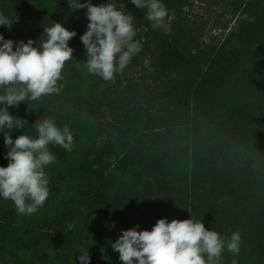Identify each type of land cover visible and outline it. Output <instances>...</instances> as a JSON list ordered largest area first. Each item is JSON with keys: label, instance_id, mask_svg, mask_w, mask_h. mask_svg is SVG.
Masks as SVG:
<instances>
[{"label": "trees", "instance_id": "trees-1", "mask_svg": "<svg viewBox=\"0 0 264 264\" xmlns=\"http://www.w3.org/2000/svg\"><path fill=\"white\" fill-rule=\"evenodd\" d=\"M90 2L132 15L142 47L114 80L92 75L86 90L78 56L86 18L66 0H0V13L15 19L0 34L14 42L43 39L53 21L76 32L59 92L8 109L27 121L13 139L34 137L31 124L46 117L67 125L73 144L49 146V195L34 214L0 199V264L42 263L50 254L79 264L85 250L88 264H122L111 247L121 229L190 215L218 234L239 230L237 264H264V0H212L221 12L207 20L188 12L186 0H162L166 34L130 0ZM6 151L0 133V166ZM188 154L189 174L168 169ZM232 258L222 251L219 264Z\"/></svg>", "mask_w": 264, "mask_h": 264}, {"label": "clouds", "instance_id": "clouds-1", "mask_svg": "<svg viewBox=\"0 0 264 264\" xmlns=\"http://www.w3.org/2000/svg\"><path fill=\"white\" fill-rule=\"evenodd\" d=\"M69 11L85 9L86 29L79 39L85 51V70L104 81L114 80L142 47L133 39L132 15L111 2L92 4L90 0H66ZM143 10L150 27L165 34L169 31L168 11L162 0H130ZM15 19L0 13V25L10 28ZM43 39L13 41L0 34V133L7 149V164L0 166V199L10 200L21 215L34 214L49 195L45 167L55 160L49 146L71 151L73 135L67 125L58 127L48 118L31 124L36 135L22 131L14 139L10 133L23 129L27 121L9 112V106L42 95L59 92L62 69L72 58L68 45L76 35L61 22L43 26ZM40 38V37H39ZM15 43V47H13ZM133 225L121 229L111 241L122 264H219L222 251L232 254L231 264H237L241 234L234 230L227 236L206 228L200 219L158 218L150 229ZM87 250L77 253L79 264H88Z\"/></svg>", "mask_w": 264, "mask_h": 264}, {"label": "rangeland", "instance_id": "rangeland-1", "mask_svg": "<svg viewBox=\"0 0 264 264\" xmlns=\"http://www.w3.org/2000/svg\"><path fill=\"white\" fill-rule=\"evenodd\" d=\"M187 4V11L191 12V14H195L199 17H203L204 20H207L210 16H215L216 14H219L221 12V9H219L216 5L212 3V0H186ZM211 7L216 8L215 10H212ZM79 16L83 19L86 18L84 16L85 9H77L76 10ZM206 18H205V17ZM227 18V16L225 17ZM78 56L80 60L81 70H82V85L87 90L90 88L92 84V75L89 74L84 67L85 64V51L84 48L80 49L78 51ZM140 66L133 67V70H138ZM168 169L175 174H183L187 175L191 172V162H190V155L182 156V157H176L172 158L167 162ZM116 252V251H115ZM118 254V252H116ZM36 264H57L53 256L50 254L49 257L45 259L42 263H36Z\"/></svg>", "mask_w": 264, "mask_h": 264}]
</instances>
